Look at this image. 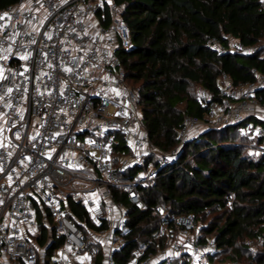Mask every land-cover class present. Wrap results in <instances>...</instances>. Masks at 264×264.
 <instances>
[{"label": "built area", "instance_id": "2783aa9c", "mask_svg": "<svg viewBox=\"0 0 264 264\" xmlns=\"http://www.w3.org/2000/svg\"><path fill=\"white\" fill-rule=\"evenodd\" d=\"M122 8L114 0H18L0 8V264H38L39 210L62 239L53 264H92L99 249L102 264H119L129 241L126 203L149 210L142 188L185 165V143L238 124L254 134L241 145L264 155V74L256 70L255 80L239 84L223 73L215 98L201 89L206 116L184 118L176 147L152 143L139 89L127 85L117 55L133 47ZM224 38L227 46L217 37L207 45L220 54L257 51ZM71 202L83 220L71 218ZM154 212L160 223L152 239L125 264H209L219 253L193 214L167 215L160 205Z\"/></svg>", "mask_w": 264, "mask_h": 264}, {"label": "trees", "instance_id": "16d2710c", "mask_svg": "<svg viewBox=\"0 0 264 264\" xmlns=\"http://www.w3.org/2000/svg\"><path fill=\"white\" fill-rule=\"evenodd\" d=\"M17 1L0 0V8ZM114 2L123 7L121 20L133 38L132 49L117 50L120 67L127 85L139 89L136 104L143 126L162 151L177 146L186 116L205 118L207 108L199 102L196 87L215 98L223 73L235 84L255 80L254 70L264 74V6L260 0ZM224 35L235 37L245 47H256V53L220 54L207 45L217 37L227 46ZM259 96L264 103V89ZM240 126L204 131L185 143L180 156L185 165L142 188L149 210L125 202L130 232L127 246L118 255L119 264H125L132 250L152 239L160 223L156 205L167 215H194L202 232L215 239L220 250L209 264L247 256L249 243L264 234V155L254 156L241 145L247 140L240 135ZM70 204L71 218L83 220L81 206ZM41 217L39 210V243L44 250L38 264H53L62 239L48 230ZM102 258L99 249L92 264H102ZM249 258L251 263L264 264V243Z\"/></svg>", "mask_w": 264, "mask_h": 264}, {"label": "rangeland", "instance_id": "374dc122", "mask_svg": "<svg viewBox=\"0 0 264 264\" xmlns=\"http://www.w3.org/2000/svg\"><path fill=\"white\" fill-rule=\"evenodd\" d=\"M200 91H201V88L196 87V92L200 93ZM251 122L255 123L254 121H251ZM239 128L242 130L243 125H241ZM240 135H242L243 137L246 138L247 141H245V142H249L250 140H252L251 138L253 137L254 134H252V133L246 134V133L240 131ZM155 158H157V156H155ZM260 248H261V245L258 244L257 239H254L253 241H251L249 243L248 249H250V251L248 252L247 256L245 255V256H242L241 258L235 257L236 259L234 258V261H230V262H228L229 259H228V257H226L224 259V262L221 261V262H218L216 264H224L226 261L227 262L225 264H233V263H235V264H255L253 262L251 263V259L249 257H250V255L253 256L258 250H260Z\"/></svg>", "mask_w": 264, "mask_h": 264}]
</instances>
